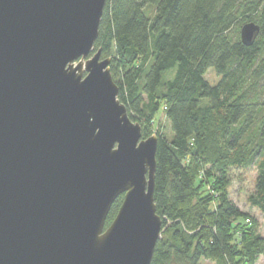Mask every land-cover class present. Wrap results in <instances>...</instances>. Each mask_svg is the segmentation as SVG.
<instances>
[{"label":"water","instance_id":"water-1","mask_svg":"<svg viewBox=\"0 0 264 264\" xmlns=\"http://www.w3.org/2000/svg\"><path fill=\"white\" fill-rule=\"evenodd\" d=\"M104 4L0 0V264L151 262L157 135L95 51ZM259 31L243 24L241 42Z\"/></svg>","mask_w":264,"mask_h":264},{"label":"trees","instance_id":"trees-1","mask_svg":"<svg viewBox=\"0 0 264 264\" xmlns=\"http://www.w3.org/2000/svg\"><path fill=\"white\" fill-rule=\"evenodd\" d=\"M248 22L260 27L251 45L239 35ZM94 48L120 65L117 97L142 138L158 112L169 122L170 138L156 134L150 264H255L264 235L226 189L232 167L255 164L248 199L264 219V0H105Z\"/></svg>","mask_w":264,"mask_h":264},{"label":"rangeland","instance_id":"rangeland-1","mask_svg":"<svg viewBox=\"0 0 264 264\" xmlns=\"http://www.w3.org/2000/svg\"><path fill=\"white\" fill-rule=\"evenodd\" d=\"M113 65V68H109V70H111L110 73L113 75L114 80L119 81L121 71L120 65L116 61L113 62L112 66ZM205 78L211 84L216 83V81L218 80V76L215 74L213 69H209L205 73ZM157 133H160L167 138H170L171 136L169 122L167 121L164 113H162L161 111L157 113L152 125L151 134ZM256 176L257 169L255 164L248 167H232L227 175L229 183L226 189V197L241 212L249 215V217H251V220L253 219L256 222L258 232L261 235H264V219L262 217V213L257 207L253 206L248 199L249 195L254 191ZM202 188V194H206L209 191V188ZM213 194L216 195L217 191H214ZM200 264H215V260L202 259L200 261ZM255 264H264V252L258 257Z\"/></svg>","mask_w":264,"mask_h":264},{"label":"built area","instance_id":"built-area-1","mask_svg":"<svg viewBox=\"0 0 264 264\" xmlns=\"http://www.w3.org/2000/svg\"><path fill=\"white\" fill-rule=\"evenodd\" d=\"M246 221L248 222V219Z\"/></svg>","mask_w":264,"mask_h":264}]
</instances>
